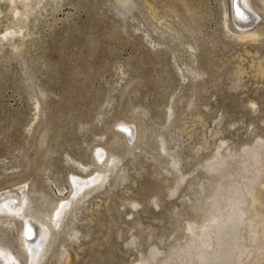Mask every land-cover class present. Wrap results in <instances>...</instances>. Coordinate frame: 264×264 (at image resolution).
<instances>
[{
    "label": "rangeland",
    "instance_id": "1",
    "mask_svg": "<svg viewBox=\"0 0 264 264\" xmlns=\"http://www.w3.org/2000/svg\"><path fill=\"white\" fill-rule=\"evenodd\" d=\"M10 1L0 37L20 32L0 42V256L159 263L201 222L205 166L264 141V0ZM26 221L45 233L32 259ZM252 257L264 264V248Z\"/></svg>",
    "mask_w": 264,
    "mask_h": 264
},
{
    "label": "bare ground",
    "instance_id": "2",
    "mask_svg": "<svg viewBox=\"0 0 264 264\" xmlns=\"http://www.w3.org/2000/svg\"><path fill=\"white\" fill-rule=\"evenodd\" d=\"M29 1L31 0H21V3L28 6ZM235 4L236 2L233 5V17L237 25H240L244 23L242 22L244 16ZM19 32L12 30L2 36L14 37ZM257 142V145L244 147L243 155L240 153L238 158L232 154L226 159L216 154L205 166L211 172L213 180L208 187V191L211 190L210 196L208 198L206 196L204 201L201 199L203 205L198 208L201 212V222L188 224L187 230L191 234L189 239L185 243H179V246L176 244L175 250H167L169 252L165 258L157 264H246L251 258L253 260V255L255 260H259L264 248L263 244L258 246L264 239V221L257 208L261 201L253 190L256 189L258 179L264 174V141L262 139ZM260 186L264 189V182ZM7 202L5 203L6 209L9 210L8 215L17 216L16 207L11 209L15 203ZM0 213H5L4 208L0 207ZM33 223L26 221L22 230V245L31 259L37 255L45 239V233ZM243 229H246L245 234ZM254 246H258V250L254 249ZM1 252L3 251L0 249ZM7 260L12 262L14 257L11 256ZM7 262L0 256V264H11ZM142 264L156 262L146 260Z\"/></svg>",
    "mask_w": 264,
    "mask_h": 264
}]
</instances>
